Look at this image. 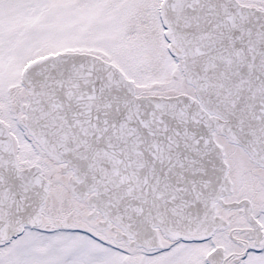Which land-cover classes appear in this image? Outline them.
I'll return each instance as SVG.
<instances>
[{"label": "snow or ice", "instance_id": "6c2138e0", "mask_svg": "<svg viewBox=\"0 0 264 264\" xmlns=\"http://www.w3.org/2000/svg\"><path fill=\"white\" fill-rule=\"evenodd\" d=\"M0 264H264V0H0Z\"/></svg>", "mask_w": 264, "mask_h": 264}]
</instances>
